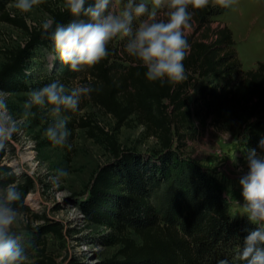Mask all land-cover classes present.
I'll use <instances>...</instances> for the list:
<instances>
[{
  "label": "trees",
  "instance_id": "16d2710c",
  "mask_svg": "<svg viewBox=\"0 0 264 264\" xmlns=\"http://www.w3.org/2000/svg\"><path fill=\"white\" fill-rule=\"evenodd\" d=\"M62 7L50 11L57 22L71 16ZM126 0H121V4ZM0 0V21L16 24ZM192 12L184 59L186 79L164 83L146 79L145 69L125 48V39L107 45L109 54L94 66L85 68V83L93 85L88 95L109 114L117 127L135 118L146 135L159 141V149L142 154L116 142L105 133L102 139L111 159L99 165L79 203L83 217L92 224L110 229L104 244H115V254L98 264H244L240 251L246 230L253 227L244 215L234 216L218 181L194 159L185 155L186 136L193 138L194 119L199 125L232 123L245 133L238 157L246 167L247 152L259 148L264 137V60L242 70L232 32L215 19L227 8L205 4L189 5ZM167 9H159L161 16ZM45 48L57 57L50 36L42 26L27 31L23 45L10 50L0 66L3 92L35 89L37 49ZM60 72H67L59 64ZM82 126L97 128L89 120ZM99 128V127H98ZM100 130V129H99ZM50 144L51 141H48ZM9 172V173H8ZM0 186L18 182L9 168L0 166ZM25 197L32 191V179L17 183ZM25 264H56L48 253L44 235H62L60 224L46 222L31 228ZM30 246V247H29ZM71 260L68 264H77Z\"/></svg>",
  "mask_w": 264,
  "mask_h": 264
},
{
  "label": "rangeland",
  "instance_id": "374dc122",
  "mask_svg": "<svg viewBox=\"0 0 264 264\" xmlns=\"http://www.w3.org/2000/svg\"><path fill=\"white\" fill-rule=\"evenodd\" d=\"M147 2L151 7V0ZM3 3V11L8 14L16 12L15 16L9 14L16 24L0 21V66L10 50L23 45L27 31L41 27L42 21L50 17L51 10L62 7L61 0H39L29 12L21 13L14 7L15 0H3ZM206 4L221 5L219 0H207ZM121 7V0H113L114 10ZM215 19L231 30L242 70L254 68L258 61L264 60V0H233L232 5ZM239 26L243 27L238 34ZM120 40L114 38V45ZM35 53L34 75H41L37 83L42 80L35 89L54 79H59L68 88L85 83L87 66L79 71L60 72L59 58L45 48L37 49ZM30 91L4 92L7 113L20 124L12 138L0 147V166L9 168L18 176L16 184L31 178L33 185L25 197L26 209L20 211L22 223L19 230L29 241L32 239L31 228L46 222L58 223L62 235H44L46 249L54 256L56 264H68L72 259L77 264H98L99 260L115 254L119 246L103 243L110 229L88 222L79 203L87 196L96 168L111 159L102 139L105 133L111 134L121 146L145 155L159 149V141L152 135L147 136L144 126L135 118L117 127L115 120L86 96L82 98L79 110L69 113L71 118L67 126L71 130V148L50 144L44 132L51 120L50 115L34 107V115L23 117V102ZM83 120L91 121L97 128L82 126ZM194 131L193 138L186 136L185 155L218 181L231 213L241 215L243 210L237 204V200H242L238 177L246 167L239 164L238 157L245 133L232 123L201 126L197 119H194ZM58 168H66L69 175L56 179Z\"/></svg>",
  "mask_w": 264,
  "mask_h": 264
},
{
  "label": "clouds",
  "instance_id": "9594fccd",
  "mask_svg": "<svg viewBox=\"0 0 264 264\" xmlns=\"http://www.w3.org/2000/svg\"><path fill=\"white\" fill-rule=\"evenodd\" d=\"M39 0H15L14 7L27 13ZM126 0L117 11L113 0H65L64 8L71 19L57 22L55 17L42 21L43 33L50 36L53 48L63 66L79 71L99 63L109 54L107 45L114 38L125 39L129 55L144 67L149 81L179 83L185 80L184 59L189 54L188 31L191 28V4L202 7L207 0ZM227 8L233 0H219ZM166 8L161 16L159 9ZM15 16V11H10ZM93 91L91 83L71 88L59 79L32 89L23 102V117L34 115L37 108L50 115L44 132L53 145L71 148L68 128L70 112L79 110L82 98ZM5 93L0 90V147L12 138L20 121L7 113ZM264 148V137L258 142ZM66 168L56 169V179L66 177ZM0 179L3 176L0 175ZM240 196L237 204L253 227L246 230L240 256L244 264H264V152L251 148L246 168L238 177ZM17 202L22 192L16 183L0 186V264H25L29 242L19 230L22 223ZM220 264H230L222 260Z\"/></svg>",
  "mask_w": 264,
  "mask_h": 264
},
{
  "label": "bare ground",
  "instance_id": "6f19581e",
  "mask_svg": "<svg viewBox=\"0 0 264 264\" xmlns=\"http://www.w3.org/2000/svg\"><path fill=\"white\" fill-rule=\"evenodd\" d=\"M243 27V26H242ZM242 27L241 26H239V30H238V34L241 32V30H242ZM262 53V52H261ZM262 54H264V53H262Z\"/></svg>",
  "mask_w": 264,
  "mask_h": 264
}]
</instances>
